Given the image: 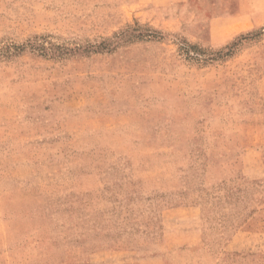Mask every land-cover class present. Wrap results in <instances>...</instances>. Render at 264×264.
Listing matches in <instances>:
<instances>
[{
	"label": "rangeland",
	"instance_id": "1",
	"mask_svg": "<svg viewBox=\"0 0 264 264\" xmlns=\"http://www.w3.org/2000/svg\"><path fill=\"white\" fill-rule=\"evenodd\" d=\"M236 4L0 0V264H264V27L217 35Z\"/></svg>",
	"mask_w": 264,
	"mask_h": 264
},
{
	"label": "crops",
	"instance_id": "2",
	"mask_svg": "<svg viewBox=\"0 0 264 264\" xmlns=\"http://www.w3.org/2000/svg\"><path fill=\"white\" fill-rule=\"evenodd\" d=\"M236 4L235 8H226L222 24L214 29L217 35L224 36L226 40L238 34L248 32L252 29L264 27V0H232ZM234 7V6H233ZM191 253H180V260L188 257ZM166 253H156L154 256L113 258L112 262L105 260L97 264H165ZM117 257V255H115ZM124 257V256H123ZM180 264H185L180 261Z\"/></svg>",
	"mask_w": 264,
	"mask_h": 264
}]
</instances>
